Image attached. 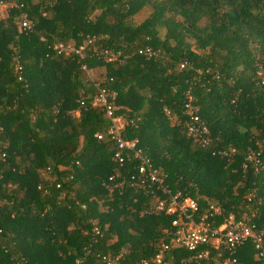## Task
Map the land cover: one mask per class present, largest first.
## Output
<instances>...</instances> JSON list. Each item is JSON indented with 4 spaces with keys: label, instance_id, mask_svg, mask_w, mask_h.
Listing matches in <instances>:
<instances>
[{
    "label": "trees",
    "instance_id": "trees-1",
    "mask_svg": "<svg viewBox=\"0 0 264 264\" xmlns=\"http://www.w3.org/2000/svg\"><path fill=\"white\" fill-rule=\"evenodd\" d=\"M2 8L0 264H139L175 230L177 215L153 207L165 194L140 184L134 151L114 157L109 118L92 103L98 88L115 93L120 137L171 194L194 201L195 220L205 215L216 228L228 214L253 213L264 225V0H0ZM54 43L82 48L65 54ZM186 103L207 128L203 144L186 134ZM203 247L207 257L190 264H261L250 241L231 253ZM187 254L170 247L163 260L186 264Z\"/></svg>",
    "mask_w": 264,
    "mask_h": 264
},
{
    "label": "built area",
    "instance_id": "built-area-1",
    "mask_svg": "<svg viewBox=\"0 0 264 264\" xmlns=\"http://www.w3.org/2000/svg\"><path fill=\"white\" fill-rule=\"evenodd\" d=\"M20 25L27 30H31L32 27L31 22L24 14L21 15ZM81 48L75 49L64 46L61 43H54L52 45V49L63 51L65 54L70 52L79 54ZM148 54H151V52L148 51ZM110 59V56L107 57V60ZM114 96L115 93L113 91L98 88L92 102L94 105L102 106L106 116L109 118L110 125L108 133L116 142L114 157L121 161V150H133L134 156L139 159L138 172L140 174V184H147L149 186L154 184L157 189H160L161 193L165 194V197L162 199L155 197L156 203L153 207L156 210H162L165 213H175L177 215V218L171 221V224L176 228L170 234L167 243L163 244L160 250L152 257L148 260L141 261L139 264H171L173 259L172 255L167 260H163L164 253L170 247H176V249L186 251L188 254L185 257H180L179 261L190 264L191 261L207 257L209 251L203 247L206 243H210L215 250L222 249L231 253L246 241L251 242L255 250L256 258L261 264H264V225H255L253 213L244 215L238 219L228 214L216 228H211L204 221L205 215L195 220L192 215L196 209L194 201L187 196L180 197L179 193L175 195L171 194L164 186L161 174L151 167L145 155H141L139 150H135V142L125 141L120 137V129L122 128L120 119L112 114L114 106L111 104V101ZM185 114L188 118L184 124L186 134L195 141H200L202 144L205 143L207 141L206 138H198L207 132V128L188 103L185 104ZM96 137L99 138L100 135L97 134ZM246 159L251 160V156L248 155ZM217 254L219 255V253ZM114 260L105 259V264H112ZM232 262H234V258L230 260L226 259L221 264H230Z\"/></svg>",
    "mask_w": 264,
    "mask_h": 264
},
{
    "label": "rangeland",
    "instance_id": "rangeland-1",
    "mask_svg": "<svg viewBox=\"0 0 264 264\" xmlns=\"http://www.w3.org/2000/svg\"><path fill=\"white\" fill-rule=\"evenodd\" d=\"M149 11H150V8L149 7H147V6H145V7H143L142 9H140L135 15H134V17H133V20L135 21V22H138V21H140V20H142L144 17H146V15L149 13ZM0 14H4V9L2 8L1 9V11H0ZM103 71V69L102 68H100L99 69V72L101 73ZM93 74V77H97V78H100V75H102V74Z\"/></svg>",
    "mask_w": 264,
    "mask_h": 264
}]
</instances>
